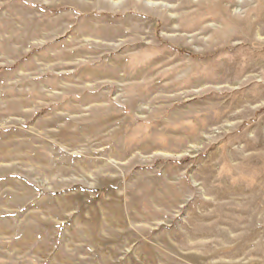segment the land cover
I'll use <instances>...</instances> for the list:
<instances>
[{"label":"rangeland","instance_id":"obj_1","mask_svg":"<svg viewBox=\"0 0 264 264\" xmlns=\"http://www.w3.org/2000/svg\"><path fill=\"white\" fill-rule=\"evenodd\" d=\"M0 264H264V0H0Z\"/></svg>","mask_w":264,"mask_h":264},{"label":"bare ground","instance_id":"obj_2","mask_svg":"<svg viewBox=\"0 0 264 264\" xmlns=\"http://www.w3.org/2000/svg\"><path fill=\"white\" fill-rule=\"evenodd\" d=\"M177 7H178V5L175 7V9H177ZM207 88H209V87H205V88H203L201 90L192 91L191 93H193V94H199L201 91L206 90ZM186 95H188V94H186ZM174 97H177V95H174Z\"/></svg>","mask_w":264,"mask_h":264}]
</instances>
